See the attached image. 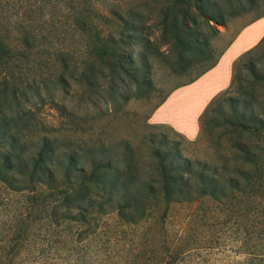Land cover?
Segmentation results:
<instances>
[{
    "label": "trees",
    "instance_id": "1",
    "mask_svg": "<svg viewBox=\"0 0 264 264\" xmlns=\"http://www.w3.org/2000/svg\"><path fill=\"white\" fill-rule=\"evenodd\" d=\"M25 1L18 35L0 29V189L17 196L6 210L46 220L81 243L106 236L118 244L129 233L145 243L140 229L153 220L165 224L177 204L191 207V222L213 212L234 219L247 233L245 246L251 225L264 234V36L200 116L192 142H208L205 158L187 156L160 125L148 123L154 130L138 140L111 142L92 113V132L77 140L38 116L46 101L64 108L59 89L66 96L75 88L98 110L127 103L155 88L156 61L173 53L171 71L191 76L154 111L213 68L241 30L217 48L218 25L228 28L231 17L262 0L116 1L105 11L96 1L107 0ZM63 32L79 38L76 47L54 42ZM3 204L9 202L0 198ZM27 236L22 230L13 239Z\"/></svg>",
    "mask_w": 264,
    "mask_h": 264
},
{
    "label": "rangeland",
    "instance_id": "2",
    "mask_svg": "<svg viewBox=\"0 0 264 264\" xmlns=\"http://www.w3.org/2000/svg\"><path fill=\"white\" fill-rule=\"evenodd\" d=\"M116 1L128 5L132 0H107L106 6L98 1L96 4L105 11ZM261 13H264V0L256 7L231 17L228 28L218 25L221 35L215 41L217 48L224 46L233 33ZM26 16L25 0H0V29H6L11 38L18 35V25ZM102 28L110 31L114 26L104 24ZM63 33L54 42L60 46L71 43L76 47L79 38ZM173 57V53L160 56L155 64V88L134 94L127 103H110L104 110H98L90 106L75 88L66 96L59 89L55 91V98L64 104V108H57L46 101L38 110V116L53 128L62 127V133H66L63 135L72 133V137L78 140L90 130L88 124L92 123V113H95L94 117L99 118L97 120L105 128L104 135L107 134L111 142L125 138L138 140L154 130L148 125L154 107L170 90L191 76V73L176 74L171 71L169 64ZM160 126L171 137L182 141L181 146L187 156L205 158L211 153L207 141L194 143V140L176 133L172 128ZM0 198L9 202L0 208V264H264V234L260 237L253 225L250 227V244L245 246L242 240L247 233L237 229L234 219L226 216L218 218L217 212H213L207 220L191 222V207L187 204L175 205L165 224L158 220L146 223L140 229L147 235L145 243L140 236L132 237L129 233V239L111 244L106 236L103 241L97 239L81 243L70 234L59 233L61 229L55 231L47 227L46 220L21 215L14 211L15 208L6 210L14 203L16 205L17 196L4 188L0 189ZM22 230L28 236L17 242L13 237Z\"/></svg>",
    "mask_w": 264,
    "mask_h": 264
},
{
    "label": "crops",
    "instance_id": "3",
    "mask_svg": "<svg viewBox=\"0 0 264 264\" xmlns=\"http://www.w3.org/2000/svg\"><path fill=\"white\" fill-rule=\"evenodd\" d=\"M264 36V16L243 26L219 62L195 81L173 90L150 115L149 122L164 125L190 140L199 137L200 116L209 103L227 90L239 58Z\"/></svg>",
    "mask_w": 264,
    "mask_h": 264
}]
</instances>
